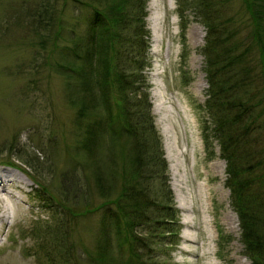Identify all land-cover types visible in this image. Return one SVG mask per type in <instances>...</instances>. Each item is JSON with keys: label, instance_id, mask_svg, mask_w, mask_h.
Returning <instances> with one entry per match:
<instances>
[{"label": "trees", "instance_id": "obj_1", "mask_svg": "<svg viewBox=\"0 0 264 264\" xmlns=\"http://www.w3.org/2000/svg\"><path fill=\"white\" fill-rule=\"evenodd\" d=\"M34 1L40 5L31 27L45 28L54 51L59 41L65 43V56L49 65L76 80L67 84L65 101L75 115V143L90 151L91 167L90 179L84 172V179L70 181L57 203L47 194L42 199L56 216L48 235L57 238H45L48 245H41L47 259L72 264L69 242L84 244L72 237L74 228L94 220L95 242L84 249V264H170L158 252L177 242L178 210L147 86L141 84L147 59L145 0H62L84 12L74 17L72 28L53 10L52 0ZM185 12L205 29L200 49L208 84L202 107L205 151L214 156L212 141L217 142L244 256L250 264H264V0H178L182 43ZM77 18L84 26L80 31ZM91 193L97 195L88 201Z\"/></svg>", "mask_w": 264, "mask_h": 264}, {"label": "rangeland", "instance_id": "obj_2", "mask_svg": "<svg viewBox=\"0 0 264 264\" xmlns=\"http://www.w3.org/2000/svg\"><path fill=\"white\" fill-rule=\"evenodd\" d=\"M52 2L68 28L75 26L77 14L84 15L72 1ZM177 2L145 0L147 59L141 84L147 86L152 123L160 137L179 221L177 242L165 249V255L158 253L161 261L168 258L170 264H250L224 184L226 163L217 142L212 141L214 156L208 158L205 151L202 124L207 116L202 107L208 84L200 54L205 29L193 13L185 12L182 43ZM39 5L34 0H0V174L11 171L14 177L8 186L12 193L6 210L0 200V215L5 211L8 217L0 221V264H52L41 245H48L45 238H57L48 235L56 216L42 199L47 194L57 203L70 181L83 178L84 172L88 179L91 176L90 151L75 143L79 136L75 115L64 95L67 84L74 86L76 80L57 74L50 66L65 56V43L59 41L54 51L45 40V28L35 31L31 27ZM77 22L80 31L84 26L78 18ZM101 158L112 162L110 157ZM92 195L97 194L91 193L88 201ZM45 227V235L40 234ZM94 232V220L87 227L74 228L72 237L84 244L69 242L72 264L88 261L84 249L95 242Z\"/></svg>", "mask_w": 264, "mask_h": 264}, {"label": "bare ground", "instance_id": "obj_3", "mask_svg": "<svg viewBox=\"0 0 264 264\" xmlns=\"http://www.w3.org/2000/svg\"><path fill=\"white\" fill-rule=\"evenodd\" d=\"M170 6L171 3H170ZM202 87H205V83L202 82ZM14 177L9 175V174H6V173H1L0 174V200L4 203V210H6L7 206L6 205V202H9V200L11 199L10 198V194L12 193L8 186L14 182L13 181ZM6 219L7 220V215L5 214V211L3 212V214L0 215V221H3V219ZM192 241H194L193 239H191Z\"/></svg>", "mask_w": 264, "mask_h": 264}]
</instances>
